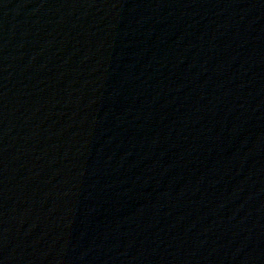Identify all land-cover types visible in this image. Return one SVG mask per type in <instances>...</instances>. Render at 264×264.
<instances>
[{"label": "water", "instance_id": "95a60500", "mask_svg": "<svg viewBox=\"0 0 264 264\" xmlns=\"http://www.w3.org/2000/svg\"><path fill=\"white\" fill-rule=\"evenodd\" d=\"M264 111V0H0V194Z\"/></svg>", "mask_w": 264, "mask_h": 264}]
</instances>
